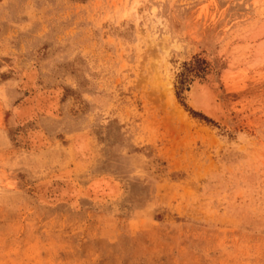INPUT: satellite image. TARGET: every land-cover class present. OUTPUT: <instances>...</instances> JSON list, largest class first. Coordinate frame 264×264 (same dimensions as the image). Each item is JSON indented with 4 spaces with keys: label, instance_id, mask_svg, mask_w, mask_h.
<instances>
[{
    "label": "rangeland",
    "instance_id": "374dc122",
    "mask_svg": "<svg viewBox=\"0 0 264 264\" xmlns=\"http://www.w3.org/2000/svg\"><path fill=\"white\" fill-rule=\"evenodd\" d=\"M0 264H264V0H0Z\"/></svg>",
    "mask_w": 264,
    "mask_h": 264
},
{
    "label": "bare ground",
    "instance_id": "6f19581e",
    "mask_svg": "<svg viewBox=\"0 0 264 264\" xmlns=\"http://www.w3.org/2000/svg\"><path fill=\"white\" fill-rule=\"evenodd\" d=\"M31 76H29L30 80H31ZM32 78H33V76H32ZM28 80H29V78H28ZM196 86L192 87L191 88L192 90H190L189 94H188L189 101L191 102L193 108H195L198 111H201L202 113H204L208 117H211V118H213L215 120H219L220 121L221 120V116L220 115L222 113L221 112V106H220V102L218 103V101H217L215 103L214 100H215L216 97H215L214 92H211L212 90L208 91L209 89H204L203 88L204 85L200 86L199 90H197L199 87L197 86L198 87L197 88ZM201 87H202V89H201ZM40 100H42V98ZM38 102H40V101H38ZM44 103L45 102H43V104ZM38 137H36V138L38 139ZM32 140H34V139H32ZM37 141L40 143V140H37ZM38 142H37V144H38ZM54 178H58V177L54 176ZM64 182H66V181H63V183ZM48 183H50V181ZM46 184H44L45 186L42 189L44 194L47 192L46 190L48 189ZM69 185L63 184L61 187L54 186L53 188H50L51 190H49V191H50L51 194H50V196H48L49 199H48V201H44V202L46 204H49V205H54L56 203L64 202L65 200L70 199L72 197V195H74L75 191L73 190L74 188L72 187L73 188L72 189ZM113 187H114L113 186V182L110 181V179L102 177V178H98L97 180L92 182L88 186V190L90 192H92L93 194H97V195L93 196L94 199L96 198V199L100 200V199H105L104 196L106 194H108L109 192H111L113 190ZM75 188H76V186H75ZM73 198H74V196H73ZM74 199H76V198H74Z\"/></svg>",
    "mask_w": 264,
    "mask_h": 264
},
{
    "label": "trees",
    "instance_id": "16d2710c",
    "mask_svg": "<svg viewBox=\"0 0 264 264\" xmlns=\"http://www.w3.org/2000/svg\"><path fill=\"white\" fill-rule=\"evenodd\" d=\"M185 89H186V88H184V90H185ZM181 90H182V87L180 88L179 92H181ZM184 90H183V91H184Z\"/></svg>",
    "mask_w": 264,
    "mask_h": 264
}]
</instances>
